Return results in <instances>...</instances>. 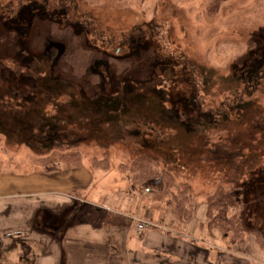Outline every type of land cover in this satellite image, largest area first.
Returning a JSON list of instances; mask_svg holds the SVG:
<instances>
[{
  "label": "rangeland",
  "instance_id": "374dc122",
  "mask_svg": "<svg viewBox=\"0 0 264 264\" xmlns=\"http://www.w3.org/2000/svg\"><path fill=\"white\" fill-rule=\"evenodd\" d=\"M23 1L29 0H0V8L16 10L0 11L6 94L32 102L37 77L48 75L70 83L81 100L139 95L152 103L132 105L122 118L114 111L124 120L119 123L88 119L85 105L83 119L66 123L67 135L47 146L37 136L10 138L19 132L0 128V174L49 172L51 165L64 171L76 167L64 155L78 152L94 168L95 183L88 201L75 206H108L113 216L125 215V228L132 217L135 227L139 218L158 222L169 235L207 242L223 264H264V0H34L19 6ZM66 101V95L39 100L50 115ZM142 157L174 183L134 182L122 167ZM220 186L234 196L238 206L229 213H238L241 233L208 226V197ZM184 190L190 220L172 213L173 195ZM66 213L50 217V236L78 224L79 216L70 224ZM32 259L29 243L0 251V264Z\"/></svg>",
  "mask_w": 264,
  "mask_h": 264
},
{
  "label": "crops",
  "instance_id": "0c3cea01",
  "mask_svg": "<svg viewBox=\"0 0 264 264\" xmlns=\"http://www.w3.org/2000/svg\"><path fill=\"white\" fill-rule=\"evenodd\" d=\"M93 169L81 162L59 172L0 174V251L29 243L31 264H223L207 242L193 244L169 235L158 222L137 217L149 224L139 230L132 217L125 228L120 218L125 215L113 216L108 206H75L79 199L88 201ZM56 211L67 212L70 224L77 216L80 221L52 237L48 228Z\"/></svg>",
  "mask_w": 264,
  "mask_h": 264
},
{
  "label": "trees",
  "instance_id": "16d2710c",
  "mask_svg": "<svg viewBox=\"0 0 264 264\" xmlns=\"http://www.w3.org/2000/svg\"><path fill=\"white\" fill-rule=\"evenodd\" d=\"M36 85V92L33 93V96L36 100H33L32 102L27 99L21 100L20 98H17V94H6L5 88L0 87V128H2L3 133L7 135H9L12 129H15L17 132H19H12V135H9L10 138H23V135L25 137L29 136L30 139H33L37 136L39 143L44 144L45 146L48 144L52 145L55 140L66 136L69 132V129H71L70 125L67 128L64 127L66 123H72V125H74L83 119L78 118V116H82L80 113H83L85 105L90 107V110H88L89 113L84 114L85 116L88 115V119L92 118L95 120V116L98 118L107 117L110 122L119 123L120 121L124 122V120H119L118 118H122V115H125L126 112H131L133 106L141 107L152 103V101L148 100L149 96H147V99H143L139 95H137L138 97L133 98H127L126 95H124L125 98L123 95H121V99L108 98L107 100L106 98V104L103 101L104 99H101V101L98 100L96 102L81 100L78 98V95L72 91V86H70V83L54 81L48 75L42 76V78L37 77ZM17 88L14 87L15 90H17ZM64 95L68 96L70 101L56 104L55 115H50L46 112V110H44L46 108L45 105H40L39 100H46V102L53 99L59 100V98ZM5 97L7 98L5 99ZM49 104H53L52 106H54L53 102ZM101 107L103 110H101ZM118 109L120 111V113L118 112L120 115L118 114V118H115L114 111ZM61 112L63 116L60 115ZM139 117L144 118L145 116L140 115ZM115 119L117 120L115 121ZM139 121H141V119ZM22 131H24L27 135H24ZM64 157L66 161L72 160L75 166H79L81 164V157L78 152L73 154H65ZM52 160L53 159H51V157H44L41 159V161ZM93 163L94 165H102L105 168H108L109 166L107 161L101 162L94 160ZM122 168L124 170L128 169L133 173L132 180L136 183H146L158 178L162 179V181L167 180V184L174 183L173 179L168 173L165 171H160L156 168L151 158L142 157L129 167L123 166ZM48 170L55 171V165H51ZM187 196V191L184 190L179 194H174L172 197V213L173 216L179 220H190L192 218L193 209L191 210V208L186 206ZM237 206L238 205L235 203L232 192L224 189L221 186L218 187L216 191L208 197L206 212L208 226L225 233L229 229L234 230L235 233H241L243 228L238 221V213H229L231 208ZM259 240L261 242V239Z\"/></svg>",
  "mask_w": 264,
  "mask_h": 264
},
{
  "label": "flooded vegetation",
  "instance_id": "af4514ba",
  "mask_svg": "<svg viewBox=\"0 0 264 264\" xmlns=\"http://www.w3.org/2000/svg\"><path fill=\"white\" fill-rule=\"evenodd\" d=\"M32 2H34V0L32 1V0H29V1H26V2H21L20 4H19V6H25L26 4H28V3H32ZM2 10H4L5 12H13V11H11V10H8V9H6V7L4 8V9H2V8H0V11H2ZM15 12V13H14ZM12 14H14V15H16V10L14 11ZM13 15V16H14ZM107 100H108V98H107ZM107 100L105 101V104H106V102H107ZM101 101V100H100ZM240 106V105H239ZM240 108V107H239ZM226 110L228 111L226 114H228L229 116H230V111L232 110V109H230V107H228V108H226ZM215 115V114H214ZM222 115H224V113H222Z\"/></svg>",
  "mask_w": 264,
  "mask_h": 264
},
{
  "label": "built area",
  "instance_id": "2783aa9c",
  "mask_svg": "<svg viewBox=\"0 0 264 264\" xmlns=\"http://www.w3.org/2000/svg\"><path fill=\"white\" fill-rule=\"evenodd\" d=\"M137 224V228L139 229V230H142V229H145L149 224L147 223V222H145V221H143V220H137V222H136Z\"/></svg>",
  "mask_w": 264,
  "mask_h": 264
}]
</instances>
